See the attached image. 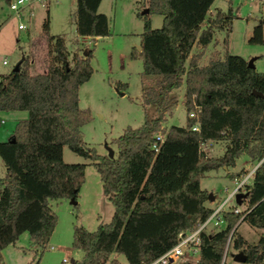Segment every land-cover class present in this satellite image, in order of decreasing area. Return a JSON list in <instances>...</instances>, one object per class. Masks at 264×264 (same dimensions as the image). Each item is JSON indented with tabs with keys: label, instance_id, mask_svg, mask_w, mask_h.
Listing matches in <instances>:
<instances>
[{
	"label": "trees",
	"instance_id": "obj_1",
	"mask_svg": "<svg viewBox=\"0 0 264 264\" xmlns=\"http://www.w3.org/2000/svg\"><path fill=\"white\" fill-rule=\"evenodd\" d=\"M99 1L75 0L74 29L79 36L109 34L107 17L97 10ZM140 1L147 11L135 13L143 23L138 48L131 47L129 55L141 60L140 104L152 110L139 125H126L112 138L114 155L96 152L81 136L80 127L90 114L79 107L77 91L92 72V47L69 57L63 36L48 32L47 10L41 22L48 46L45 69L30 71L31 59L24 56L16 69L0 73V109L26 111L0 140L5 167L0 177V250L27 231L41 251L56 221L48 199L75 200L85 164L65 162L63 145L92 161L112 204L109 220L99 221L93 230L73 224L71 245L82 254L68 264H103L112 252L122 254L125 264H146L175 242L179 230L192 228L211 212L204 203L207 191L199 185L204 171L232 165L245 153L259 161L242 190L239 203L245 205L237 212L224 209L223 226L200 233L192 264H221L230 231L232 247L244 255L237 264H264V236L250 243L236 232L240 221L264 227V71L228 52L198 63L215 28L225 30L226 41L235 15L230 6L216 8L200 27L212 0ZM149 12L161 15L158 27L150 26ZM247 41L264 43L262 19L253 24ZM194 44L200 48L191 52ZM125 84L117 81L116 87ZM181 84L185 110L199 107L198 130L190 128L194 118L188 116L182 125H162L165 112L176 102L172 90ZM157 133L162 139L153 150ZM207 140H222L221 154H206L200 144Z\"/></svg>",
	"mask_w": 264,
	"mask_h": 264
},
{
	"label": "rangeland",
	"instance_id": "obj_2",
	"mask_svg": "<svg viewBox=\"0 0 264 264\" xmlns=\"http://www.w3.org/2000/svg\"><path fill=\"white\" fill-rule=\"evenodd\" d=\"M260 2L261 0H212L210 11H207L200 27L206 24L207 17L213 16L216 8L226 10L230 6L235 15L231 19L226 41H223L225 30L215 28L212 39L204 47L198 63L204 64L211 57L222 58L228 52L239 54L246 60L251 59L255 70L264 71V43L247 41L251 28L258 19H263L264 34V6ZM142 4L143 1L139 0H100L97 10L106 15L109 34L85 38L76 34L74 29L75 0H41L32 8L25 7L18 14L11 12L7 4L0 0V73L10 70L24 56L31 59L30 71L39 72L45 69L48 46L41 30V22L47 10L48 32L63 36L69 57L74 51L80 52L83 48L92 47V72L89 78L79 85L77 91L79 107L87 108L90 114L89 119L80 127L81 136L85 144L94 147L96 152L107 155L108 149H111L114 155L116 146L112 138L119 135L126 125H139L145 112L149 114L152 110L150 105L144 108L140 104L141 60L129 55L131 47L138 45L139 33L142 30V18L135 14L143 9ZM147 16L151 27L160 25V14L149 12ZM18 23L22 24L23 28L19 29ZM199 48V45L194 44L191 52H196ZM2 60H5V63H2ZM117 81L126 84L116 87ZM172 92L176 102L164 114V127L169 124L182 125L187 112L192 109L186 111L184 108L182 84ZM25 116V110L0 109V140L7 138L15 121ZM223 143L222 140L209 141L201 143L200 147L208 155H219ZM62 159L65 162L85 164L84 179L75 198L76 205L73 206L68 198L48 199L56 221L45 246L40 251L38 246L30 241L27 231H23L13 243L1 248V264H68L82 254L81 249L71 245L73 224L93 230L99 221L109 220L112 204L102 190L92 161L72 152L66 145L62 148ZM256 163L257 160L240 153L232 165L204 171L199 178V185L212 196L204 203L216 205L221 202L235 187V180L245 176ZM4 171L5 167L0 158V177L4 175ZM243 188L244 184L237 191H242ZM233 205L242 209L245 204H237L233 196H229L223 207L229 209ZM236 232L246 242L253 243L260 235L264 236V227H254L240 221ZM237 252H240V249L232 247L230 241L224 251L222 264H237L238 262L233 260V254ZM125 263L122 254L112 252L103 264Z\"/></svg>",
	"mask_w": 264,
	"mask_h": 264
},
{
	"label": "built area",
	"instance_id": "obj_3",
	"mask_svg": "<svg viewBox=\"0 0 264 264\" xmlns=\"http://www.w3.org/2000/svg\"><path fill=\"white\" fill-rule=\"evenodd\" d=\"M37 2H41V0H9L7 6L11 12L18 14L25 7L32 8L33 5ZM260 3H262L264 6V0H261ZM17 27L23 28V25L18 23ZM2 63H5V60H2ZM198 110L199 107L197 105H194L193 108L187 112L188 117L194 118V122L190 125V128L192 130H198ZM154 138L155 140L151 144V147L153 148V150H156V142H159L162 139V134L157 133ZM258 162L259 161H257V163ZM252 170L253 169H251L245 176H243L239 180H235L236 185L232 189L230 194L221 202H218L216 205H214L212 207L211 212L207 215L205 219L197 222L192 228L179 230L176 233L175 242L146 264H192L197 258L199 250L200 233L208 232L210 230H214L223 226L224 219L221 215V212L224 210L223 205L226 199L229 196H233L234 198V193L237 192L238 188L241 185L247 183L248 178L251 177ZM229 209H232V211L234 212L238 211V208L235 205L231 206ZM230 241L231 231L227 236L225 249ZM222 263L223 255L221 259V264Z\"/></svg>",
	"mask_w": 264,
	"mask_h": 264
},
{
	"label": "water",
	"instance_id": "obj_4",
	"mask_svg": "<svg viewBox=\"0 0 264 264\" xmlns=\"http://www.w3.org/2000/svg\"><path fill=\"white\" fill-rule=\"evenodd\" d=\"M142 12H146L147 11V8L144 7L142 10ZM136 48H138V45H136ZM247 64L251 67H253L252 63H251V59L247 60ZM17 68V64H15L12 69H16ZM254 94H257L258 92H255V91H252ZM107 156H112V150L111 149H108V152H107ZM256 166V165H255ZM243 196V192L242 191H237L234 193V201L236 203H239L240 202V199L241 197ZM211 194L208 193V199H211ZM71 203L75 202L74 199H70ZM233 260L236 261V262H242L244 260V255L241 253V252H237L235 254H233Z\"/></svg>",
	"mask_w": 264,
	"mask_h": 264
},
{
	"label": "crops",
	"instance_id": "obj_5",
	"mask_svg": "<svg viewBox=\"0 0 264 264\" xmlns=\"http://www.w3.org/2000/svg\"><path fill=\"white\" fill-rule=\"evenodd\" d=\"M99 3H100V1H99ZM99 5V4H98ZM98 7V6H97ZM207 11H210L209 10V8H208V10ZM263 20V19H262ZM20 29V28H19ZM80 37H83V36H80ZM85 38H88V36H84ZM0 121H1V119H0ZM209 141H212V140H207L206 142H209ZM112 154H113V151H112ZM255 165H257V163L255 164ZM255 167V166H254ZM253 167V168H254ZM252 168V169H253ZM252 173V172H251ZM250 179H251V177H250ZM235 180V179H234ZM237 204H240V203H237ZM209 206H211V207H213L214 205H209ZM237 207V206H236ZM238 208V210L240 209V207H237Z\"/></svg>",
	"mask_w": 264,
	"mask_h": 264
}]
</instances>
